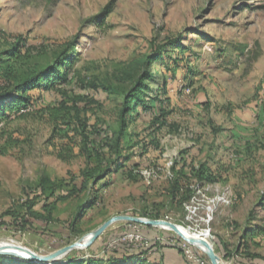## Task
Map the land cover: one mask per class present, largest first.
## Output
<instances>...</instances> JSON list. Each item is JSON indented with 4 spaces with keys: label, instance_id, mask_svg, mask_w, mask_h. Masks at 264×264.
Masks as SVG:
<instances>
[{
    "label": "rangeland",
    "instance_id": "obj_1",
    "mask_svg": "<svg viewBox=\"0 0 264 264\" xmlns=\"http://www.w3.org/2000/svg\"><path fill=\"white\" fill-rule=\"evenodd\" d=\"M13 43H20L22 54L38 67L53 65L61 53L72 56L74 65L57 89L33 91L34 106L22 110L23 116L0 120V214L24 201L42 174L68 180L84 168L74 111L56 120L50 111L72 107L69 100L80 98V117L89 126L115 129L133 86L118 81L125 66L162 53L159 60L141 64L134 81L151 74L156 83H149V97L161 93L165 82L166 94L158 96L169 100L164 106L170 115L161 129L150 123L149 114L130 127L138 134L135 140L155 138L159 148L141 161L137 182L114 177L101 191L102 201L80 228L82 236L65 244L42 227L20 232L7 224L0 225V246L46 255L85 242L112 217L133 216L200 236L218 264H249L235 250L245 231L264 225V0H0V51ZM60 154L73 159L63 162ZM181 158L220 174L201 185L193 180L191 198L173 204L163 192L173 162ZM83 199L60 204L58 220L73 217ZM57 231L66 237L62 226ZM135 235L153 245L151 256L162 258L172 255L165 246L187 244L174 231L120 221L91 247L62 261L105 256L117 249L113 242H129ZM190 247L212 264L201 248ZM250 252L264 257V245H252ZM178 257L163 260L172 264Z\"/></svg>",
    "mask_w": 264,
    "mask_h": 264
},
{
    "label": "trees",
    "instance_id": "obj_2",
    "mask_svg": "<svg viewBox=\"0 0 264 264\" xmlns=\"http://www.w3.org/2000/svg\"><path fill=\"white\" fill-rule=\"evenodd\" d=\"M21 47L20 43H13L3 52L0 51V120H7L16 114L23 116L22 110H28L34 106L31 96L33 91L50 92L57 89L69 80L74 65L72 56L64 57L61 53L55 56L53 65L38 67L31 63L28 55L22 54ZM161 54L158 53L148 61H134L120 72L118 81L132 82L133 86L125 93L115 129L104 123L89 126L87 118L80 117L77 106L82 101L80 98L69 100L73 103L72 107L63 104L61 109L50 111L52 120L61 118L63 113L70 115L74 111V116L78 120L77 132L81 137L79 156L84 158L85 166L76 177L68 180H54L47 174H42L33 187H28L29 191L24 201L0 214L1 226L10 224L12 228L20 232L42 227L45 231L50 230V235L60 239L61 243L69 244L71 240L82 236L83 232L80 228L85 218L100 204L101 191L113 183L114 177H119L121 181L128 183L137 182L142 169L141 161L152 149L159 148V143L155 138L144 139L142 142L135 140L134 137H138V134L130 132V127L140 115L149 114L150 123L158 124L159 129L163 128L167 125V117L170 115V111L166 110L164 105L170 102L167 98L163 101L161 99V96L166 94L165 82L158 90L162 91L161 93L149 97V93L152 92L149 83L155 82L151 74L145 72L135 81L134 76L141 64L159 60ZM105 89L109 91L108 88ZM156 112L158 114L154 115ZM152 135L154 136V133ZM58 158L67 163L73 159V154L67 156L60 154ZM219 174V171L207 168L206 164L195 167L193 163H187L185 158H181V161L173 162L170 177L167 179L168 188L163 194L173 204H182L194 193L191 187L193 180L201 185L205 181L212 182ZM82 197L84 199L78 205L75 215L66 222H60L56 217L59 205L72 200H81ZM260 205L264 210V197L261 198ZM60 226L66 231L65 238L57 231ZM143 227L153 229V227ZM252 245H264V225L254 226L252 230L245 231L239 247L235 250V255L249 264H255L257 261L264 264L263 256L250 252ZM150 246L141 249L121 243L116 250L105 256L68 257L52 264H171L165 263L164 260L169 256L176 257L177 254L179 257L172 264H192L178 246H165L172 255L163 256V258L158 255L151 256L149 250L154 248L153 245ZM0 264L34 263L0 255Z\"/></svg>",
    "mask_w": 264,
    "mask_h": 264
},
{
    "label": "water",
    "instance_id": "obj_3",
    "mask_svg": "<svg viewBox=\"0 0 264 264\" xmlns=\"http://www.w3.org/2000/svg\"><path fill=\"white\" fill-rule=\"evenodd\" d=\"M120 221L139 224L147 227H156L174 231L177 236L190 246L202 248L208 255L212 264H218V256L210 245L199 239V237L185 236L180 228L172 223L143 219L133 216H115L103 223L99 228L93 231L85 242L78 241L64 248L58 249L50 254L40 255L25 248H12L8 246H0V255L13 257L19 260H27L34 264H52L61 262L62 258L66 257L74 250H84L92 246V244L103 234V232L112 224Z\"/></svg>",
    "mask_w": 264,
    "mask_h": 264
},
{
    "label": "built area",
    "instance_id": "obj_4",
    "mask_svg": "<svg viewBox=\"0 0 264 264\" xmlns=\"http://www.w3.org/2000/svg\"><path fill=\"white\" fill-rule=\"evenodd\" d=\"M131 241H134V243H131ZM121 243H125L132 247H138L141 249H146L150 246V243L147 241H143L142 237L139 235H135L132 237V240H129L127 242V238H121V240H117L116 242H113L112 246L117 247ZM185 254L186 258L192 263V264H205L204 261L201 260V257L199 254L195 252L194 249H192L188 244H179L177 245Z\"/></svg>",
    "mask_w": 264,
    "mask_h": 264
},
{
    "label": "bare ground",
    "instance_id": "obj_5",
    "mask_svg": "<svg viewBox=\"0 0 264 264\" xmlns=\"http://www.w3.org/2000/svg\"><path fill=\"white\" fill-rule=\"evenodd\" d=\"M180 230L182 231V233L185 235V236H194V237H197L196 235H191L187 230H184L183 228L179 227ZM200 237V236H199ZM202 249V248H201ZM203 250V249H202Z\"/></svg>",
    "mask_w": 264,
    "mask_h": 264
}]
</instances>
